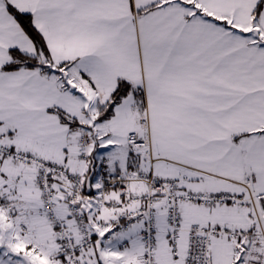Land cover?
I'll return each mask as SVG.
<instances>
[{"label": "snow or ice", "instance_id": "1", "mask_svg": "<svg viewBox=\"0 0 264 264\" xmlns=\"http://www.w3.org/2000/svg\"><path fill=\"white\" fill-rule=\"evenodd\" d=\"M0 264H264V0H0Z\"/></svg>", "mask_w": 264, "mask_h": 264}]
</instances>
